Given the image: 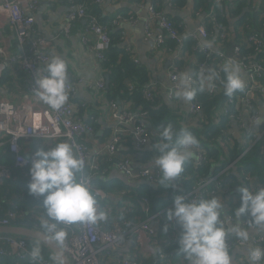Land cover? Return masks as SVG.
<instances>
[{"label": "trees", "instance_id": "obj_1", "mask_svg": "<svg viewBox=\"0 0 264 264\" xmlns=\"http://www.w3.org/2000/svg\"><path fill=\"white\" fill-rule=\"evenodd\" d=\"M125 1L137 7L143 6L147 2V0ZM77 3L84 4L87 9V16L95 17L102 26L108 28L106 30L111 36L109 48L104 51V57L100 60L101 69L108 75V86L104 84L102 93L110 103L118 101L123 110L127 109L134 113H138L141 109L145 110L146 115L141 119L144 120L151 133L149 148L138 149L135 147L130 135L121 136L113 154L95 152L92 160H96V168H91L88 164L82 171L91 177L89 187L94 190L98 207L108 214L105 221L97 222L101 229L107 232L130 233L131 229L154 216L150 222L157 223V227H153L155 234L152 235L150 243L153 244L154 248L159 247L160 252L150 260L139 255H135L132 257L133 260L130 258L129 260L134 264H147V262L148 264H170L168 262L160 263L161 258L172 257L173 253L184 257L180 253L178 243L180 237L176 236L177 229L173 224L177 225L182 232L181 225L176 220L169 222L166 216L167 211L174 206V198L177 195H183L186 201L194 200V197H196L195 200L208 199L224 194L227 190L231 196L236 197L237 202H235V198H231L227 207L222 210L221 219L223 220V217L229 216L232 219L247 221L249 225L257 227V225L251 223V217L247 213L237 219L234 211L241 203L239 187H247L250 191H253L250 188L251 179H255L258 187H264V124H262L259 139L256 140V137L246 136L242 139V142L237 143L227 133L229 128L227 125L228 116L234 111L219 116L216 113L218 109L225 106L226 101L230 98L224 94L223 81L225 75L221 70L222 64L227 60L226 58L236 56L245 65L251 62L264 65V17L262 16L264 1L255 7L250 0H222L219 2L216 0H192V12L201 14L200 25L207 34L206 39L215 38L217 48L211 51L209 56H205L199 51L200 40L192 35L183 38L181 43L176 39L165 37L162 43L156 45V48L165 52L174 54L181 52V56H175L171 64L177 66L179 73L189 70L188 75L197 82L194 85L197 88L198 78L201 76L199 74L201 64L212 65L213 71L208 69L209 71L204 75H209L212 72L217 74V79L214 81L216 88L213 91H197L195 99L192 100L200 108L197 113L179 112L174 105L168 103L164 98L165 96L163 97L158 91L156 83L153 82L150 69L146 65L135 61L131 51L121 45L120 35L116 30L112 31V26L109 25L111 20L102 16L100 3L95 0H72L71 2V4ZM186 3L187 0H172L169 4L182 7ZM151 5L156 11L162 12L161 6H158L156 0H151ZM123 10H127V8H123ZM123 10H117L115 14L121 18L134 15L133 13L131 15L120 13ZM162 14L172 22L176 32L181 35L179 18L163 12ZM80 20L82 19L76 20V22H80ZM36 35H38L37 32ZM252 36H257L262 41L260 49H256L255 43L249 40ZM17 48V42L13 40L11 49L16 50ZM236 49L238 55H235ZM219 54L223 56L221 57ZM186 57H188L187 61H185ZM11 70L21 77L27 78L26 73L17 64L5 67L4 75L0 77V83L4 90L10 88L11 77L9 72ZM246 72V75L252 74L251 69ZM254 78L258 84H264V72ZM147 91L151 94L148 98L145 96ZM242 93L243 90L236 91L231 97L236 99ZM255 93L254 97L250 99V105L253 111L258 112L255 97L263 96L258 90ZM82 107L79 108V115L80 111L82 113L84 110ZM232 109L235 110L234 105H232ZM77 118L83 121L75 113V119ZM136 120L135 123L137 124L140 118H136ZM83 122L93 127L94 136L97 133V124H95L94 119L91 118V120ZM168 124L172 125L177 131L185 128L191 132L198 139L199 148L204 151L205 159L198 164H194V158L189 159L184 165V172L172 184L171 182L168 184L169 188L160 185L161 175L155 185L143 183L141 180L126 184L116 178H106L112 168H115L116 162L123 157H129L134 164L139 166L150 164L158 155L154 145L160 141L159 133L162 127ZM97 137L101 139L102 135ZM85 138L86 144L91 150V146H89L90 136H85ZM61 139L56 138L48 141L36 139L29 145L23 146L28 149L27 156L31 153L35 155L38 150L50 149ZM47 142H53L54 144L50 147L46 144ZM0 164L7 166L10 171L9 177H4L0 181V218L7 219L9 225L24 226L45 232V229L41 226L42 219L46 218L44 215L45 209L43 208L44 198L42 196H32L28 190L31 163L29 162L23 166L14 165L12 155L5 147L0 151ZM231 164L232 166L227 168ZM213 175H218V182L221 184L218 190L214 191V183H210L202 188L201 198L198 199L199 192L189 194L203 179ZM243 181H245L244 185H242ZM237 183L242 184L237 186ZM233 185L237 186L239 193L234 191ZM97 191L100 193H97ZM10 214H13V216H9ZM79 225L80 223H76L69 226V228L62 224L60 227L66 230L68 236L71 230L74 229L75 231ZM228 236L231 243H235L238 239L234 233H230ZM12 237L24 239L30 252L37 242L25 237ZM131 241L134 246L140 245L134 235L131 237ZM40 245L42 258L52 262V253L45 245L42 243ZM0 246L3 251V254L0 255V264H18L13 256L8 254L6 243L0 240ZM261 261H264V259H261ZM22 264H32V261L31 259L25 260Z\"/></svg>", "mask_w": 264, "mask_h": 264}, {"label": "built area", "instance_id": "obj_2", "mask_svg": "<svg viewBox=\"0 0 264 264\" xmlns=\"http://www.w3.org/2000/svg\"><path fill=\"white\" fill-rule=\"evenodd\" d=\"M97 3H101L102 0H95ZM222 1V0H216ZM40 0H0V17H5L4 20H0L1 24H5L8 29L7 37L0 39V77L4 75L5 67L17 64L21 70L26 73L28 80V91L36 94L37 88L36 80L39 76L45 75L46 63L50 60L47 53V47L50 42L45 36L38 33L33 27L34 15L39 6ZM86 6L82 3L71 4L65 15V24L63 25V32L68 34L72 23L76 20L86 18L83 32L81 34V42L86 44L89 49L94 53L97 60H102L104 57V51L109 48L111 36L104 26H102L95 17H88L86 12ZM147 10L149 17L144 22V30L147 37H153L155 46L164 41L165 37L176 39L179 43L183 39L179 35L172 25V22L167 19L161 11L153 9L151 4H148ZM264 17V6L263 13ZM127 19L130 23H135L134 16L128 18H121L117 16L114 20L116 25H119L121 20ZM157 30L158 33H154ZM193 37H198L201 41L207 38V34L204 28L199 25L197 29L191 33ZM94 36V38H91ZM17 42L18 48L12 50V41ZM256 45V49H260L262 41L257 36H252L250 39ZM203 44V43H202ZM200 42L199 51L205 56H209L213 51L208 47H203ZM157 47V46H156ZM221 57L222 54H219ZM235 55H238L237 49ZM231 58L233 62L240 65L241 70H252V74H247L245 87L241 96H237L242 100L246 106L250 119L252 122H257L260 114L257 111H253L250 105V99L256 94L258 90L264 97V84H258L255 81V76H259L261 72H264V65L258 63H249L245 65L236 56L227 57ZM135 61L136 58H135ZM212 70L211 64L203 63L200 66V75L206 74L209 70ZM177 66L171 64V69L168 73L171 85L169 89H166L165 95L169 101L174 100L176 85L178 81L175 79L179 75ZM104 81H97L96 85L103 89ZM66 92L68 95H72L75 92L74 84L67 81ZM145 96L148 98L151 94L147 91ZM190 113H197L199 106L191 101L186 102ZM237 100L233 97L228 98L225 106L222 108V112L227 114L232 111V105L237 104ZM110 117L114 121V127L112 134L104 144V147L100 152L113 154L116 151V146L124 135H130L133 139V143L136 148L144 149V147L150 143V131L141 119L145 117L146 111L141 109L138 113L123 110L120 104L116 102L109 103ZM120 108V110H119ZM76 106L68 98L65 105L60 109H52L49 105L42 102L40 107H34L24 102H12L7 98L0 97V151L7 147L8 152L12 155L13 163L17 166H23L27 163H31L35 159L34 154L28 153V149L23 145H28L36 139H42V141H48L50 139L62 138L66 142L70 143L73 147L74 153L83 158L86 165L90 164L91 168H96V160H92L91 150H89L86 144L85 136L93 135V127L78 118L75 119ZM136 118H140L138 123ZM30 151V150H29ZM195 156L194 164H198L205 159L204 151L201 148L193 149ZM154 161V160H153ZM153 161L150 164L137 166L129 157H123L115 164V169L121 173L129 181H146L155 185L160 178V170ZM9 168L0 164V181L4 177H9ZM91 177L81 172L80 179ZM89 182V186H90ZM214 183V191L221 187L218 182V175L210 176L203 179L197 187L194 188L189 194L199 192L198 199L201 198V190L207 184ZM260 188H254L256 191ZM97 193H100L97 191ZM38 197V196H36ZM196 197H194L195 200ZM13 216L10 214L9 216ZM11 216V217H12ZM154 216L149 217L145 222L137 225L131 229V233L135 236L137 241L141 244L144 240L150 242L152 235L155 234V229L151 225L150 221ZM225 226L228 227L231 224H239L240 227L248 226L247 221H241L232 219L229 216L223 217ZM0 225H9V222L5 218H0ZM72 226V225H66ZM264 226L249 225L245 227L249 229V240L243 242L239 239L235 243H231L230 237H226L229 249L234 246H246L251 248L259 247L264 243V236L261 231L256 232L254 230L262 229ZM70 228V227H69ZM126 233L124 232H107L101 229V227L95 223H80L77 229L71 230V233L66 237L62 246H60L72 264H101L100 256L103 253H110L114 250L123 239ZM257 234V235H255ZM7 245L8 254L12 255L18 264H22L23 261L31 259L30 251L27 249L26 241L22 238H15L12 236H0ZM3 254L2 247L0 246V255ZM32 261V264H53L48 259H40ZM120 264H134L129 258H124L120 261ZM259 264H264V261H259Z\"/></svg>", "mask_w": 264, "mask_h": 264}, {"label": "clouds", "instance_id": "obj_3", "mask_svg": "<svg viewBox=\"0 0 264 264\" xmlns=\"http://www.w3.org/2000/svg\"><path fill=\"white\" fill-rule=\"evenodd\" d=\"M203 47H212L211 41H205ZM225 75L223 81L224 94L231 97L234 92L242 91L245 81L241 77L240 65L231 58L221 66ZM45 75L36 80V95L39 99L58 110L68 100L66 83L68 65L58 55H53L46 63ZM175 96L185 102L195 99L197 91H213L217 74L201 75L197 83L187 73H180L175 78ZM160 141L154 145L158 155L153 163L161 173L160 185L169 188L168 184L176 180L183 172L185 163L195 156L194 148L199 147L198 139L187 129L175 130L168 124L159 133ZM29 168V194L42 196L45 217L41 226L45 229V240H53L58 247L62 246L67 232L60 225L76 223H92L105 221L107 212L98 207L94 190L89 187L90 178L80 179V173L85 169L86 162L78 157L68 142H57L48 150H38ZM241 192L240 206L235 208L234 215L239 219L247 213L251 223L264 226V188L250 191L247 187H239ZM174 206L167 211L169 222L176 220L182 228L179 239L180 253L188 264H233L226 237L230 233L247 242L249 232L239 224L225 226L221 219L224 207L221 199L212 197L200 200H185L183 195L174 198ZM166 230V228H165ZM153 254L160 252L154 248ZM30 257L33 261L42 259V249L39 240L33 245ZM264 259V249L252 248L248 254L249 264H259ZM51 260L53 264H66L61 248L56 251Z\"/></svg>", "mask_w": 264, "mask_h": 264}, {"label": "crops", "instance_id": "obj_4", "mask_svg": "<svg viewBox=\"0 0 264 264\" xmlns=\"http://www.w3.org/2000/svg\"><path fill=\"white\" fill-rule=\"evenodd\" d=\"M170 1L172 0H161V2L156 0L158 6H161L163 13L179 18L181 37L185 38L190 36V34L193 33L201 23L202 19L200 20L199 18L201 14H194L192 12V0H187L186 5L182 7L172 6V4H169ZM250 1L253 6L256 7L264 0ZM71 2L72 0H40L39 6L34 15L33 27L37 33L45 36L50 42L47 47V53L49 54L50 59L53 55H58L61 56L68 65L67 81L75 86V92L72 95H69L68 98L76 106L75 113L78 114V117L83 121L91 120L92 118L94 119L95 124H97V133L89 138V146H91L90 149L92 157L95 152L101 151L104 144L109 140L114 127V121L110 117V102L106 100L104 93H102V89L96 85L97 81H105V72L101 69L100 61L96 59L94 53L86 44L81 42V34L84 29L85 21L83 19L80 20V22L74 21L68 34L63 32L65 15L71 5ZM148 4H151V0H147L143 6L138 7L131 4L129 5L125 0H103V2L100 3V7L102 8V16L111 20L109 25L112 26V31L116 30L120 35L121 45L124 48L129 49L138 62L146 65L150 69L153 82L156 83L155 85L158 86V91L163 95V97L165 96L164 98L168 101V103L170 105H174L179 112H189L188 105L183 99L175 97L174 100L169 101L166 98L165 91L167 87H170L171 85L168 77L169 66L175 56H181V52L179 51L174 54L158 49L155 46L154 38L147 37L144 30V22L149 17V12L146 7ZM123 8H127V10H123ZM120 9L123 10L120 13H127L128 15L133 13L136 22L130 23L127 19H124L119 22V25H116L114 20L117 15L115 13ZM4 19L5 17H0V20ZM4 24L0 23V39L2 37L6 38L9 33L8 29L5 26H2ZM154 33L156 34L158 31L155 30ZM91 38H94V36H91ZM205 41H211L212 47H210V49L213 51L216 50L217 47L215 45V38H212L211 40H200L201 44ZM187 58L188 57H186L185 61H187ZM183 73L188 74L189 70H184ZM9 75L11 77L10 88L9 90H4V87L0 83V97L7 98L12 102H24L25 104H29L34 107H40L42 105V101L39 97L28 91L27 78L21 77L13 70L9 72ZM241 77L245 82L247 81L246 73L243 70H241ZM255 98L258 112L260 116L263 115L264 117V97L256 96ZM236 100L238 103L236 106L234 105L235 110L232 109L234 112L228 116L227 125L229 128L227 133H229L232 139H235L237 143L242 142V139L246 136H250L252 138L256 137V140L259 139L264 120L261 123L259 121L252 122L248 113H246V104L237 97L235 101ZM81 106H83L82 108H84V110L82 113L80 111L79 115V108H81ZM222 108L223 107L217 110L216 114L218 116L222 114L225 115L222 112ZM101 135V139L103 140L97 137ZM53 142L55 143L56 141ZM53 142H47L46 144L51 147L54 144ZM59 142L66 141L61 139ZM29 144L30 143H28V145ZM149 147L150 143H148L144 149ZM231 166L232 164L227 168ZM113 174L119 175L120 173L115 168H112L106 178L112 179L111 177ZM242 183H237L236 185H244L245 181ZM236 185H233L234 191L239 193ZM255 187H258V185H256L255 179H251V190ZM231 192L233 193V190ZM217 198L221 199L224 205L223 209L227 207L231 198L236 199V197L231 196L228 190L224 194L218 195ZM235 202H237V199ZM150 223L153 227L157 224L154 221ZM173 226L177 229L175 232L176 236H178V238L181 237L182 232L179 227L174 224ZM241 228L246 229L249 232V229L245 227ZM261 234L264 236V230ZM132 236L133 234L131 231L130 233H126L114 250L110 253H103V255L100 256L101 264H120L122 259H132L135 255L145 257L147 260H150L155 256L152 251L154 249L152 243L144 240L139 246H134L131 241ZM259 247L264 249V243ZM250 249L252 248L246 246H234L232 249H229L233 264L249 263L248 254ZM171 256L172 257L169 258L162 257V261L160 263L168 262L170 264H188V261H186L182 255L180 256L177 253H173Z\"/></svg>", "mask_w": 264, "mask_h": 264}, {"label": "water", "instance_id": "obj_5", "mask_svg": "<svg viewBox=\"0 0 264 264\" xmlns=\"http://www.w3.org/2000/svg\"><path fill=\"white\" fill-rule=\"evenodd\" d=\"M129 4V3H128ZM130 5V4H129ZM148 6V5H147ZM146 6V7H147ZM200 20L202 19V16L199 17ZM83 20L86 22V18H83ZM105 78V86H108V75L105 74L104 75ZM116 103L119 104L118 101H116ZM120 110V108H119ZM264 120L263 115H261L258 119V121L261 123ZM111 178H116L126 184H131L132 182L129 181L127 178H125L121 173L119 175L117 174H113V176ZM143 183H148L146 181H141ZM150 184V183H148ZM153 185V184H150ZM261 230H264V227L262 229H257L254 230L256 232H259ZM251 232V231H249ZM45 232L34 229V228H28V227H24V226H16V225H0V236H20V237H25L28 239H33L36 240L40 243H42L43 245H45V247L52 253V255L56 252V251H60L61 247L57 245V243L53 240H45ZM63 250V249H62ZM64 257L66 259V264H72L70 259L67 257V255L65 254V252L63 251Z\"/></svg>", "mask_w": 264, "mask_h": 264}]
</instances>
